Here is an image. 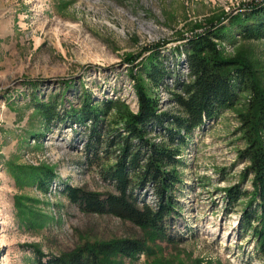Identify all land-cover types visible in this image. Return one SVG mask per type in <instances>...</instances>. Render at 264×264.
<instances>
[{
  "label": "rangeland",
  "instance_id": "rangeland-1",
  "mask_svg": "<svg viewBox=\"0 0 264 264\" xmlns=\"http://www.w3.org/2000/svg\"><path fill=\"white\" fill-rule=\"evenodd\" d=\"M261 9L264 0H0V264H38L39 253L46 262L85 244L128 239L143 241L147 251L115 264H264L253 231L241 225L255 190L250 164L241 159L247 143L239 118L251 92L205 121L183 147V182L174 192L179 212L164 222L171 241L112 216L86 214L64 194L67 187L115 191L101 171L118 154L101 153L91 164L93 124L77 121L86 102L101 109L120 101L137 114L140 80L160 113L183 115L172 94L177 76L187 79L190 42L214 25L226 29V40L217 43L221 53L247 61L264 96V39H245L233 23ZM152 64L167 75L159 87L146 78ZM42 104L55 105L63 120L47 123L37 109ZM115 119L111 112L97 126L104 147L110 131L124 130ZM149 138L168 143L160 126ZM48 172L54 178L45 191L39 180ZM236 186L248 195L229 206L227 190ZM136 195L158 207L152 187ZM249 211L261 213L258 204Z\"/></svg>",
  "mask_w": 264,
  "mask_h": 264
},
{
  "label": "trees",
  "instance_id": "trees-1",
  "mask_svg": "<svg viewBox=\"0 0 264 264\" xmlns=\"http://www.w3.org/2000/svg\"><path fill=\"white\" fill-rule=\"evenodd\" d=\"M233 23L239 26L245 39H264V9L243 18L238 17ZM225 30L217 29L214 25L206 34L190 42L186 60L189 74L186 80L181 73L178 74L176 91L172 93L183 115L160 113L159 101L148 94L140 80L137 86L140 110L137 114L120 101L104 102L101 109L92 106L90 100L86 102L77 121H90L93 124L94 136L88 148L93 150V158L96 159L91 164L102 159L101 153L107 159L112 154H118L116 164L101 171L102 178L112 182L115 191L100 194L67 187L64 194L70 203L86 214L112 216L149 231L156 239L171 241L164 222L179 212L174 192L177 185L183 182L178 171L183 147L205 121H213L222 113L234 109L241 102L242 92H251L254 98L239 118L247 143L241 159L250 164L247 177L254 176L255 190L243 213L241 225L243 229L253 231L258 240L259 254L264 257V96L257 90L251 65L243 59H227L219 50L217 43L226 40ZM145 70L146 78L154 87H159L167 77L157 64ZM131 74L134 79L137 78L134 73ZM37 109L49 124L63 120L55 105L42 104ZM111 112L116 113L115 123H122L124 130L110 131L109 134L113 136H108L107 146L104 147L105 142L98 134L97 126ZM166 124L170 125L167 129ZM157 126L165 132L167 145H157L149 138ZM53 178V172H48L45 178L39 180V187L48 191ZM146 186L152 187L158 199L156 209L136 195L139 188ZM227 194L229 206L248 195L240 186L228 189ZM256 204L261 210L260 215L259 211H249ZM146 251L143 241L132 239L85 244L70 253L51 257L46 262L45 255L39 253L38 264H115L117 257L135 259Z\"/></svg>",
  "mask_w": 264,
  "mask_h": 264
},
{
  "label": "bare ground",
  "instance_id": "bare-ground-1",
  "mask_svg": "<svg viewBox=\"0 0 264 264\" xmlns=\"http://www.w3.org/2000/svg\"><path fill=\"white\" fill-rule=\"evenodd\" d=\"M3 219V215H2V213L0 212V220H2ZM0 224H1V222H0ZM5 240V239H4ZM4 240H3V237L2 236H0V241L3 243L4 242ZM5 243V242H4Z\"/></svg>",
  "mask_w": 264,
  "mask_h": 264
}]
</instances>
